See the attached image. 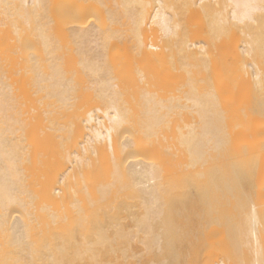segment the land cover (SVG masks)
<instances>
[{
    "label": "bare ground",
    "instance_id": "6f19581e",
    "mask_svg": "<svg viewBox=\"0 0 264 264\" xmlns=\"http://www.w3.org/2000/svg\"><path fill=\"white\" fill-rule=\"evenodd\" d=\"M0 264H264V0H0Z\"/></svg>",
    "mask_w": 264,
    "mask_h": 264
},
{
    "label": "rangeland",
    "instance_id": "374dc122",
    "mask_svg": "<svg viewBox=\"0 0 264 264\" xmlns=\"http://www.w3.org/2000/svg\"><path fill=\"white\" fill-rule=\"evenodd\" d=\"M194 23H195V22H194ZM2 29H8V28H7V27H4V28H2ZM225 36H227V35H225ZM225 36H224V37H225ZM224 37H223V38H224ZM221 38H222V37H221ZM228 39H229V38H228ZM220 40H221V39H220ZM225 40L228 42L227 38H225L223 41H220V43H218L217 45L220 46V44H221V45L224 44V43L226 42ZM218 42H219V41H218ZM223 42H224V43H223ZM216 43H217V42H216ZM238 43L240 44V42H238ZM239 44H238V45H239ZM222 53H223V51L220 52V54H222ZM224 54L226 55V53H224ZM218 78H219V79H222L221 75H219ZM259 178H260V180H262L263 177H259ZM222 256H223V255H222ZM222 256L220 255V257H222ZM220 257H215V258L218 259V258H220Z\"/></svg>",
    "mask_w": 264,
    "mask_h": 264
}]
</instances>
